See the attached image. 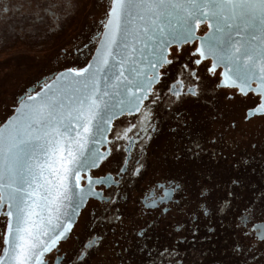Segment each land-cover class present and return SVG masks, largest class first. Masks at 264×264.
<instances>
[{"label":"snow or ice","instance_id":"6c2138e0","mask_svg":"<svg viewBox=\"0 0 264 264\" xmlns=\"http://www.w3.org/2000/svg\"><path fill=\"white\" fill-rule=\"evenodd\" d=\"M26 2L35 7L25 19H35L21 22V32L36 20L59 27L70 0ZM11 3L0 0V20ZM100 29L94 63L67 67L26 91L0 122V264H86L102 245L96 227L125 223V191L145 168L142 154L159 130L157 108L173 118L170 131L182 143L177 160L207 151L193 131L201 108L212 120L222 118L221 104L239 107L245 123L264 120V0H110ZM240 183L231 178L214 198L219 184L155 182L160 193L135 202L142 222L130 230L135 248L121 249V264H186L182 246L201 242L202 220L207 233L216 232L210 221L233 211L232 189ZM89 205L96 227L83 240L76 236L78 248L64 249L74 218ZM173 207L183 219L170 225L172 243L150 245L152 228ZM231 227L232 255L264 264V193L234 212Z\"/></svg>","mask_w":264,"mask_h":264},{"label":"flooded vegetation","instance_id":"af4514ba","mask_svg":"<svg viewBox=\"0 0 264 264\" xmlns=\"http://www.w3.org/2000/svg\"><path fill=\"white\" fill-rule=\"evenodd\" d=\"M109 2L110 0H70L66 14H62L59 27L53 25L49 30L44 22L36 20L32 30L21 32V22L27 25L30 20L35 19V16H31L26 20L23 14L35 6L26 0H12L8 6L13 10L0 20V76L9 77L0 79V108L10 112L9 115L3 112L0 122L12 114L14 101L22 98L26 91L37 88L38 84H43L46 79L54 77L67 67L86 66L98 46L94 36L97 30L102 31L100 21ZM83 9L87 11L82 19ZM77 47L81 48V51H76ZM221 108L223 116L216 120L206 115V109H200L193 131L198 134L207 151L198 159L180 160L174 155L177 148L182 147V143L178 144L179 138L174 139L170 131L174 126L173 118L163 106L157 108L159 130L142 154L145 168L141 176L132 178L131 186L125 191L129 200L124 207V225L96 227L89 215V205L82 209L73 227V238L63 245L64 249L71 251L78 248L79 241L76 236L83 240L90 230L96 227V234L103 237L102 245L92 251L86 259V264H121V249L128 246L135 248L130 230L138 222H142L137 219L135 202L137 199H143L146 194L150 196L153 191L159 194L160 190L152 187L155 182L163 183L165 177H175L179 183L192 187L200 183L219 184L221 187L213 194L215 198L224 194V186L231 178L237 177L241 183L232 189L233 211L212 217L210 223L216 229L214 234L206 232L209 221L202 220L199 233L201 242L195 246H182V254L186 257V264H243L242 259L234 257L230 251L233 238L237 235L231 224L236 210L264 193V120L245 123L240 119L239 107L225 108L221 104ZM233 120L236 124L234 128L229 126ZM118 123L119 121L114 122V126ZM108 138H112L111 132ZM213 139L214 144L211 143ZM252 144H256L257 148L253 149ZM212 152H215V158L212 157ZM114 155L119 156L118 153ZM252 157H255V162L247 167L242 165L240 168H233V164ZM175 198L179 199L178 196ZM121 203L123 206V202ZM4 219L5 217L0 215V222ZM179 219L183 217L178 215L173 207L167 218L160 219L152 228V240L149 244H171L174 236L170 235V225ZM122 233L125 235L122 236ZM207 235H211L212 239L204 240L203 237ZM117 241L120 247H115Z\"/></svg>","mask_w":264,"mask_h":264},{"label":"rangeland","instance_id":"374dc122","mask_svg":"<svg viewBox=\"0 0 264 264\" xmlns=\"http://www.w3.org/2000/svg\"><path fill=\"white\" fill-rule=\"evenodd\" d=\"M86 11H87V9H83V10H82V13H81L82 19H83V16L85 15ZM82 19H81V21H82ZM7 78L9 79V77H7V76H6V78H5V76H0V79H1V80H2V79H3V80H4V79H7ZM3 110H4V112L6 113L5 115H9V114H10V112H9L8 109H6V110L3 109ZM2 112H3V111H2ZM3 115H4V114H3Z\"/></svg>","mask_w":264,"mask_h":264},{"label":"water","instance_id":"95a60500","mask_svg":"<svg viewBox=\"0 0 264 264\" xmlns=\"http://www.w3.org/2000/svg\"><path fill=\"white\" fill-rule=\"evenodd\" d=\"M98 46H99V45H98ZM98 46H97V47H98ZM95 54H96V50H95V52H94L92 58L88 61V63H94V61H93V57L95 56ZM88 63L86 64L85 67H87ZM109 133H110V132H109ZM109 133H107L106 135H109ZM81 211H82V210H81ZM80 213H81V212H80ZM79 215H80V214H79ZM79 215L76 216V217L74 218V219H75V223H76V221H77ZM53 223H55V220L53 221ZM75 223H74V225H75ZM74 225H73V227H74Z\"/></svg>","mask_w":264,"mask_h":264},{"label":"trees","instance_id":"16d2710c","mask_svg":"<svg viewBox=\"0 0 264 264\" xmlns=\"http://www.w3.org/2000/svg\"><path fill=\"white\" fill-rule=\"evenodd\" d=\"M2 111L4 112V110L0 108V115H1V114H3V112H2Z\"/></svg>","mask_w":264,"mask_h":264}]
</instances>
